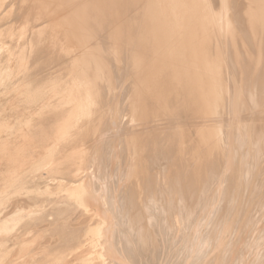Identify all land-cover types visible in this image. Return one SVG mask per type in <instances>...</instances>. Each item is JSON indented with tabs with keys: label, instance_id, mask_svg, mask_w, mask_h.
I'll use <instances>...</instances> for the list:
<instances>
[{
	"label": "bare ground",
	"instance_id": "6f19581e",
	"mask_svg": "<svg viewBox=\"0 0 264 264\" xmlns=\"http://www.w3.org/2000/svg\"><path fill=\"white\" fill-rule=\"evenodd\" d=\"M48 1L60 5L63 27L57 45L44 43L43 64L56 47L87 39L94 60L69 66L60 84L68 62L59 55L57 77L41 78L54 83L26 99L12 142L26 154L7 172L36 188L24 197L29 208L7 218L0 192V264H264V0ZM22 33L13 30L15 48L0 45V66L16 82L42 63ZM88 105L97 133L110 123L108 136L124 138L107 197L82 165L85 143L60 152ZM36 148L46 150L38 159ZM91 209L95 225L80 221ZM120 215L125 231H112Z\"/></svg>",
	"mask_w": 264,
	"mask_h": 264
},
{
	"label": "rangeland",
	"instance_id": "374dc122",
	"mask_svg": "<svg viewBox=\"0 0 264 264\" xmlns=\"http://www.w3.org/2000/svg\"><path fill=\"white\" fill-rule=\"evenodd\" d=\"M59 6L60 5H51L49 1L47 2V0H0V45L6 44L3 46L4 47L10 46L12 48L13 47L15 48V43H13V39L15 36H12L13 30L15 31L20 30L23 32L21 34L23 36V43H25L27 40L31 41V44L33 43L31 47V51L39 53V56H37L39 62L45 61V56L43 55V53L47 49L44 47L45 46L44 43L50 42L52 45H57L60 42L58 32L63 27V24H59L55 22L59 18L62 17L61 15L62 11H60ZM72 10H76V9L68 10V12L67 10H65V12L69 13L70 16H73L74 12ZM26 21H28L29 24L26 23ZM30 27L32 29L36 28L38 29V31L36 33L31 32ZM52 28H54L56 32L52 34L51 36H48ZM40 29H43V30L39 31ZM52 40H54V42ZM57 48L59 50H57ZM95 49H96V45L94 42H92L91 39H87L85 42L81 44H78V41H75V42H70L66 44L65 46H58L55 48L52 55L48 59L49 62H46V63H50V65L46 66L45 64H43V62L41 63V65L40 63H37L40 66V68L37 69V72L35 73V75L26 79L25 82L21 81L23 78H21L17 82L14 81V78L10 76L11 75L10 72L4 67L6 66L5 64L7 62H4L2 66H0V122H1L0 123V143H2L0 144V192L1 191L5 192L6 195L9 194L10 192L8 197L4 195L5 199L9 198L10 201L8 204V208L4 211V213L1 216L2 218L10 217L17 210L28 209L31 204L24 197L27 195H31L33 190H35L36 188V187L34 188V186L29 183L30 179H27L26 182H20V185L18 181L13 182V180L9 178L10 173L7 172L8 167L12 165L11 164L12 159L16 158L19 160H23L24 159L23 157L26 154V151L23 149L16 150L14 148L13 141L15 140V136L17 135L16 133L18 132L17 131L18 127H21L23 125V121L26 119V116H25L26 113H25L24 108H26V106L28 105L26 101L27 97L33 91L34 93H32V95L36 96L41 90L42 91L44 90L43 88L45 87V85L48 84L50 86V84L54 83V80L53 81L49 80L45 83L44 86H41L42 84H44V82L41 84V78L44 76L43 74L45 72L53 73L51 74L53 78L57 77L55 73L56 72L55 71L56 70L55 61L59 55L66 56L67 62H68L66 71H64L63 75H61L62 77L61 83L58 82L60 84H63L65 79L69 77L68 72H73L70 70L67 71L69 66L70 67L78 66L79 68L77 70H80V69L82 70L81 65L84 63V61L87 58L90 63L94 60L93 52L95 51ZM53 66L55 67L53 68ZM53 69L55 72H52ZM78 101L83 107L85 102H82V100H79V99ZM103 107L104 108L106 107L105 109H108V106L106 103L105 105H103ZM87 113L90 114V117H89L90 125H88V132H85L83 128L85 124V116ZM125 113H124L125 115L124 117L126 119L125 118L124 119L127 122L130 119H129V115L127 113L126 115ZM80 115H81L80 123H78V125L75 126L74 128L76 131H73L68 135L67 140L64 142L66 143L65 144L66 146L62 147L60 152L66 153L72 150V147L70 146L71 145L73 146L75 144H78L80 148V146L84 145L85 143L86 144L85 146L88 147L89 152L86 155H84V158H87L86 160L88 161H86L87 163H83L82 165L86 167L88 171L90 169L89 172H92V173L94 172V174L96 173L98 178L96 177L94 181L98 182L96 184L98 187V191L99 193L104 194L106 196L110 193V191L112 190L115 184L113 177L114 175L116 177L118 168L121 165L120 164L121 161H119V158L116 160L114 159L117 157V155L120 156L121 152L123 151L124 138L120 136L117 140V143H115V138H110L108 136L107 133L109 132V130L116 127L115 124L112 125L110 123H106L103 126V129L97 133V131L95 130L96 126L94 125V118L93 116H91V108L89 105L85 109L82 108L80 110ZM82 121L83 123L81 124ZM19 123H22L21 126ZM8 127H11L12 130ZM84 137L86 141H82ZM97 142L99 143L97 144ZM68 144H70V146H68ZM115 145H117V147H115ZM82 147L83 146H81L80 149H82ZM45 152L46 150L42 148H36L35 151L31 152L30 154L34 155L33 157L35 159H38L42 155H44ZM113 161L116 164L115 165L113 164L112 166ZM65 166L67 165L66 164L63 165V167ZM33 167L35 166L32 164L25 165L24 170H23V173H25L24 175H27L28 172H30L29 168H33ZM114 168H116L115 169L116 171L114 170ZM113 171L115 172L113 173ZM98 172L100 174H98ZM16 183H17V186H16ZM143 201L144 199L138 202L137 205L142 206ZM101 206L103 210L106 211L108 209H111L112 203L109 201L107 202V199H102ZM90 219H92L91 221L92 225H95L99 221L98 218L95 216L94 209H91V212L89 213V215L83 217V219H81L80 221L87 222ZM112 222L113 224H115L111 228L112 231H114L116 228H119V229H116V231L117 230L122 231L121 228H123V230L125 231L124 227L118 225L121 222V215L114 217ZM135 223H138V221H135ZM114 226H117V227H114ZM105 228L107 229V226ZM21 240H23V237L20 238V240L18 241H21ZM122 241L128 243L127 249L128 251H131L132 250L131 238L128 235H125L122 238ZM45 242H47V239L45 240ZM119 245L120 246L123 245L122 242ZM159 252H161L162 256L161 255L160 256L163 258L165 256L163 255L165 254V247L162 246V248L159 251L156 250L155 254L158 255ZM151 255L152 253H149V257ZM42 260L44 261V255H42ZM71 263L74 264L75 262H71V260H68L64 264H71ZM161 264H171V263L161 262Z\"/></svg>",
	"mask_w": 264,
	"mask_h": 264
}]
</instances>
